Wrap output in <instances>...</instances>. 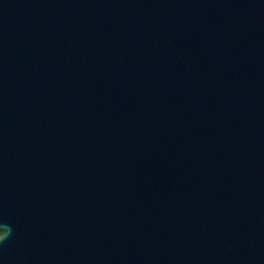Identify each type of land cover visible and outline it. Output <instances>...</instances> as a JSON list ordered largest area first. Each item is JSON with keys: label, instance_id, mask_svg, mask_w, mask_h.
Returning <instances> with one entry per match:
<instances>
[{"label": "water", "instance_id": "1", "mask_svg": "<svg viewBox=\"0 0 264 264\" xmlns=\"http://www.w3.org/2000/svg\"><path fill=\"white\" fill-rule=\"evenodd\" d=\"M0 264H264V0H0Z\"/></svg>", "mask_w": 264, "mask_h": 264}, {"label": "trees", "instance_id": "2", "mask_svg": "<svg viewBox=\"0 0 264 264\" xmlns=\"http://www.w3.org/2000/svg\"><path fill=\"white\" fill-rule=\"evenodd\" d=\"M3 231L0 230V234L2 233Z\"/></svg>", "mask_w": 264, "mask_h": 264}]
</instances>
